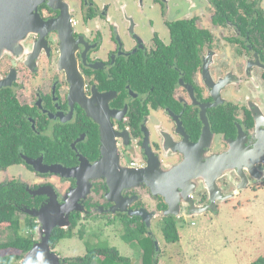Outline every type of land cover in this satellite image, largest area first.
<instances>
[{"label":"flooded vegetation","instance_id":"flooded-vegetation-1","mask_svg":"<svg viewBox=\"0 0 264 264\" xmlns=\"http://www.w3.org/2000/svg\"><path fill=\"white\" fill-rule=\"evenodd\" d=\"M37 10L44 24L0 49V204L21 221L53 200L73 207L76 227L134 226L143 211L152 229L264 190V0H42ZM237 147L258 151L252 168L218 170L214 191L199 175L188 195L174 191L177 215L129 181Z\"/></svg>","mask_w":264,"mask_h":264},{"label":"rangeland","instance_id":"rangeland-1","mask_svg":"<svg viewBox=\"0 0 264 264\" xmlns=\"http://www.w3.org/2000/svg\"><path fill=\"white\" fill-rule=\"evenodd\" d=\"M105 220L92 219L78 225L73 236L62 239L53 250L66 260L83 257L89 250L116 248L133 264H142L141 250L136 242L124 240L121 222L108 224ZM35 223L37 227V220ZM36 227L25 229L26 234L35 237ZM178 229L180 241L167 243L153 224L158 264H252L264 257V190L242 188L238 197L220 201L216 212L178 219ZM80 230H84L82 238ZM9 235L8 230L0 229L1 240Z\"/></svg>","mask_w":264,"mask_h":264},{"label":"water","instance_id":"water-1","mask_svg":"<svg viewBox=\"0 0 264 264\" xmlns=\"http://www.w3.org/2000/svg\"><path fill=\"white\" fill-rule=\"evenodd\" d=\"M41 1L0 0V49L2 47H12L15 38L24 34L28 35L29 31H34L39 25L44 24L37 12L38 4ZM257 157H259L257 150L237 147L230 155H218L207 161H200L201 159L197 158V156H191V163L178 166L177 169L173 170L169 175L162 176V178L151 169L149 172H132L129 176L130 180H128L135 184L141 182L148 183L154 193L160 192L165 195L167 197L169 211L176 214L177 208H179L178 201L180 200H176L177 197L175 198L174 191L178 192L179 197L182 193L188 195L193 191L191 190L190 183L194 179L196 180V178L201 177L204 180V176H199L201 174L207 175V180L210 185L209 189L214 191L216 189L215 177L218 170L232 166L241 168L243 164L251 169L258 159ZM62 172L66 176H74L76 170L62 168ZM164 185L167 187H162ZM169 191H172L171 195H169ZM74 195H76V191H74ZM230 197L227 196L222 200ZM72 209L73 207L71 205L60 206L52 200V202L43 206L40 210H27L29 215L38 218V226L36 227V236L34 237L35 243L25 254L23 258L24 263L67 264L53 250L50 242L52 233L56 228L68 229L71 226L70 212ZM136 214H139L145 221L146 226L151 228L150 213L141 211L139 213L136 212ZM149 234L154 238L151 232ZM155 246L157 250V241H155Z\"/></svg>","mask_w":264,"mask_h":264},{"label":"trees","instance_id":"trees-1","mask_svg":"<svg viewBox=\"0 0 264 264\" xmlns=\"http://www.w3.org/2000/svg\"><path fill=\"white\" fill-rule=\"evenodd\" d=\"M16 212L17 208L12 204H0V229L4 228L10 233L7 240L0 239V264H16L17 261L23 262L25 254L35 243L34 236L25 232L27 228L34 229L36 227L35 221L31 217H29V221H21L17 217ZM131 222L124 224V240L129 243L136 242L138 244L142 253V264H158L159 258L158 251H156L155 238L150 236L148 233L149 229L145 223L138 221L132 226ZM157 227L167 243L180 241L181 235L176 218L167 217L164 221L158 223ZM74 228H76V221L74 219L68 229L56 228L52 233L50 242L53 249L57 247L62 239L72 237ZM83 235L84 230H80V238ZM65 261L67 264H133V260L121 255L116 248L89 250L83 257L66 259ZM252 264H264V257L258 258Z\"/></svg>","mask_w":264,"mask_h":264}]
</instances>
